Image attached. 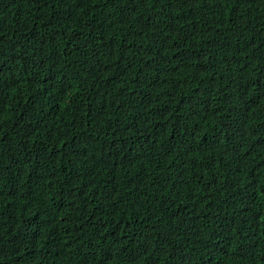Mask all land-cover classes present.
<instances>
[{
    "label": "trees",
    "instance_id": "obj_1",
    "mask_svg": "<svg viewBox=\"0 0 264 264\" xmlns=\"http://www.w3.org/2000/svg\"><path fill=\"white\" fill-rule=\"evenodd\" d=\"M0 264H264V0H0Z\"/></svg>",
    "mask_w": 264,
    "mask_h": 264
}]
</instances>
